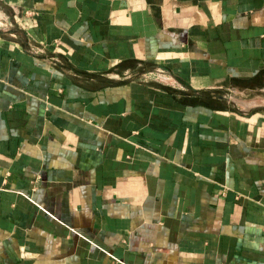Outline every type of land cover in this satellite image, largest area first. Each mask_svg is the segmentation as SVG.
<instances>
[{
	"label": "crops",
	"instance_id": "0c3cea01",
	"mask_svg": "<svg viewBox=\"0 0 264 264\" xmlns=\"http://www.w3.org/2000/svg\"><path fill=\"white\" fill-rule=\"evenodd\" d=\"M0 264H264V0H0Z\"/></svg>",
	"mask_w": 264,
	"mask_h": 264
}]
</instances>
